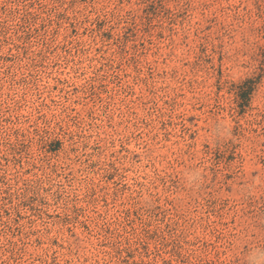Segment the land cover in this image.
Listing matches in <instances>:
<instances>
[{"label":"rangeland","instance_id":"374dc122","mask_svg":"<svg viewBox=\"0 0 264 264\" xmlns=\"http://www.w3.org/2000/svg\"><path fill=\"white\" fill-rule=\"evenodd\" d=\"M0 264H264V0H0Z\"/></svg>","mask_w":264,"mask_h":264}]
</instances>
